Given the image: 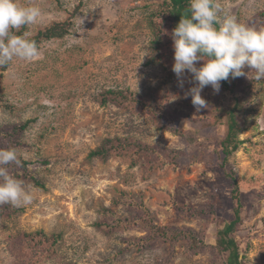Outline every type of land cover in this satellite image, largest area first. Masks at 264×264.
<instances>
[{"label":"rangeland","instance_id":"1","mask_svg":"<svg viewBox=\"0 0 264 264\" xmlns=\"http://www.w3.org/2000/svg\"><path fill=\"white\" fill-rule=\"evenodd\" d=\"M164 1L20 0L42 15L18 32H69L0 67V148L16 149L20 163L7 167L33 195L0 205V264H225L217 236L236 211L243 264H264V85L238 91L253 111L225 160V114L184 98L195 86L187 70L178 80L148 63V16ZM219 3L264 27V0ZM104 90L130 93L103 105ZM220 92L233 104L222 84L201 96ZM108 140L112 156L90 158Z\"/></svg>","mask_w":264,"mask_h":264},{"label":"clouds","instance_id":"2","mask_svg":"<svg viewBox=\"0 0 264 264\" xmlns=\"http://www.w3.org/2000/svg\"><path fill=\"white\" fill-rule=\"evenodd\" d=\"M41 15L35 4L25 6L20 0H0V67L14 59L32 61L40 56L37 42L29 38V32L16 35L13 30L18 32L36 23ZM172 40V71L178 80L186 70L192 75L195 86L184 98L191 96L197 112L208 107L201 96L206 86L218 93L221 81H228L230 76H248L245 68L254 70L256 81L264 80V27L248 26L235 15L224 13L219 0H190L188 12L173 29ZM198 61L204 62L202 66H196ZM13 163H20L16 149L0 148V205H29L32 191L10 174L7 166Z\"/></svg>","mask_w":264,"mask_h":264},{"label":"trees","instance_id":"3","mask_svg":"<svg viewBox=\"0 0 264 264\" xmlns=\"http://www.w3.org/2000/svg\"><path fill=\"white\" fill-rule=\"evenodd\" d=\"M189 4L190 0H170V2L165 0L160 7L156 8V11L150 13L148 16L149 28L151 30V41L149 45L150 54L148 61L150 65H157L169 73H174L172 71L174 65L172 32L173 29L178 25L182 15L188 12ZM188 16L190 18L191 14L188 13ZM68 32V29L59 27L58 25L56 27L41 31L37 36L31 39H34L37 42V45L40 46L39 44L43 40L50 41L53 38L62 39L66 34H68ZM23 33V30L20 32H15L16 35H22ZM203 63V61H198L196 62V66L200 67ZM244 71L245 73H248V76H241L235 79L231 78L230 76L228 81H221L222 92L229 94L230 101H233V104L229 105L227 97H225L222 100V104H220L218 97L223 95L221 92L218 96L215 95L207 101V104H209L212 108L210 113L212 114L214 120H217L220 115L225 114L226 133L221 143L225 160H227V158L232 153L238 151L239 146L242 144V142L239 141V135L245 130L244 118L246 115H250L253 111L251 108H249V100L247 95H243V93L239 95L238 91L243 90L250 92L253 91L258 85H264V80L256 81L254 79V70L244 69ZM127 93H130V91L104 90L100 95L102 98V104L105 105L110 103V101L106 99L107 95L118 94L123 98V95L126 96ZM224 105H226V107H224ZM155 117L159 118L158 121L160 122L162 118L165 117V114L162 112L159 113V116ZM214 126V121L207 122V125L204 127V130H206L205 132H211ZM113 146L114 141H106L99 149L93 151L90 154V158L106 161L113 154ZM231 179L233 181V185L238 188L236 175L234 174ZM37 184L40 186L39 183ZM241 222L242 218L240 212L236 211L234 218L228 221L225 227L218 232L217 248L223 253L225 264H243V261L240 257V243L235 236L236 228ZM163 231V229H157L155 231V237L168 236L167 233Z\"/></svg>","mask_w":264,"mask_h":264}]
</instances>
